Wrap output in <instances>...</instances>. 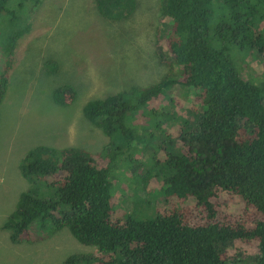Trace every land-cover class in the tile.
<instances>
[{
  "label": "trees",
  "instance_id": "1",
  "mask_svg": "<svg viewBox=\"0 0 264 264\" xmlns=\"http://www.w3.org/2000/svg\"><path fill=\"white\" fill-rule=\"evenodd\" d=\"M162 1L167 28L160 55L169 74L83 106L86 121L108 138L100 152L37 146L25 154L19 171L27 188L2 225L12 244L27 241L36 225L48 234L66 229L95 250L64 264H229L235 260L226 250L235 243L256 244L254 264H264V100L254 80L240 73L246 58L262 62L264 72V0ZM9 3L0 0V105L17 41L30 30ZM95 6L104 18L119 20L135 0H95ZM175 86L192 92L187 117L177 121L176 146L163 160L143 162L146 180L161 186L164 206L150 220L118 219L111 166L131 145L149 141L127 116L157 103L179 106L166 96ZM75 97L69 85L52 95L60 107Z\"/></svg>",
  "mask_w": 264,
  "mask_h": 264
},
{
  "label": "rangeland",
  "instance_id": "2",
  "mask_svg": "<svg viewBox=\"0 0 264 264\" xmlns=\"http://www.w3.org/2000/svg\"><path fill=\"white\" fill-rule=\"evenodd\" d=\"M162 2L135 0L131 14L112 20L98 13L95 0H10L9 11L26 17L30 30L17 41L0 105V264H64L70 255L95 252L66 229L48 234L36 225L27 241L12 244L2 225L27 188L19 164L29 150L48 146L100 152L108 138L86 121L83 106L131 87L154 84L169 74L160 55L167 28ZM250 59L242 61L241 76L254 80L264 100L262 62ZM67 85L76 97L71 105L60 107L53 102V91ZM166 96L178 99L180 105L171 110L157 103V108L149 105L127 116L126 123L149 141L131 145L111 166L113 213L118 219L132 214L137 220H150L164 206L160 184L154 178L146 180L143 166L149 158L163 160L176 146L182 125L177 121L187 117L192 92L175 86ZM157 110L165 116L153 117ZM131 161L143 165L134 169ZM226 251L235 260L229 264H254L258 253L254 243H235Z\"/></svg>",
  "mask_w": 264,
  "mask_h": 264
}]
</instances>
